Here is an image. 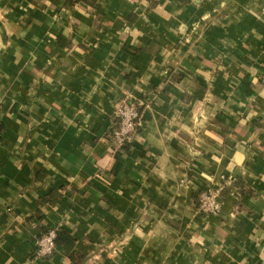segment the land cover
Segmentation results:
<instances>
[{"label": "crops", "instance_id": "0c3cea01", "mask_svg": "<svg viewBox=\"0 0 264 264\" xmlns=\"http://www.w3.org/2000/svg\"><path fill=\"white\" fill-rule=\"evenodd\" d=\"M263 65L264 0H0V264H264Z\"/></svg>", "mask_w": 264, "mask_h": 264}, {"label": "built area", "instance_id": "2783aa9c", "mask_svg": "<svg viewBox=\"0 0 264 264\" xmlns=\"http://www.w3.org/2000/svg\"><path fill=\"white\" fill-rule=\"evenodd\" d=\"M129 4H137L145 0H125ZM260 82L264 86V65L260 73ZM114 122L109 131V140L114 145V151L122 152L129 144L139 124V103L130 98L129 95L122 97L114 110ZM222 187H211L203 191L199 196L198 210L201 214L218 216L221 212ZM58 227L48 229L37 240V248L34 262L51 259L56 251V238Z\"/></svg>", "mask_w": 264, "mask_h": 264}, {"label": "trees", "instance_id": "16d2710c", "mask_svg": "<svg viewBox=\"0 0 264 264\" xmlns=\"http://www.w3.org/2000/svg\"><path fill=\"white\" fill-rule=\"evenodd\" d=\"M71 1L74 2L76 0H71ZM63 233H64V230H60V229L57 232L56 245H59L61 243V241H62L61 236H62Z\"/></svg>", "mask_w": 264, "mask_h": 264}]
</instances>
